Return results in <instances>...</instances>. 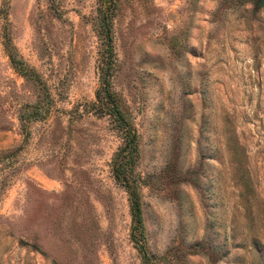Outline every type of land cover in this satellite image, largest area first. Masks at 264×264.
I'll return each mask as SVG.
<instances>
[{
	"label": "rangeland",
	"instance_id": "1",
	"mask_svg": "<svg viewBox=\"0 0 264 264\" xmlns=\"http://www.w3.org/2000/svg\"><path fill=\"white\" fill-rule=\"evenodd\" d=\"M254 1L0 0V264H264ZM108 50L137 133L139 248L110 167L120 128L94 110Z\"/></svg>",
	"mask_w": 264,
	"mask_h": 264
},
{
	"label": "trees",
	"instance_id": "2",
	"mask_svg": "<svg viewBox=\"0 0 264 264\" xmlns=\"http://www.w3.org/2000/svg\"><path fill=\"white\" fill-rule=\"evenodd\" d=\"M261 2L262 0L254 1L256 6H258ZM106 31H104L105 39L103 41L109 44V35ZM3 47L8 55L9 62L15 71L23 75L25 78L37 80L35 71L25 63L8 37L3 39ZM109 56L110 51L108 50V55L106 53L105 63L103 65L99 63L98 66L99 83L94 91V96L98 101L100 100L103 102L95 107L94 110L104 113L106 112L111 115L118 128H120V134L123 142L117 147V150L113 154L110 167L114 179L122 183L126 188L129 201V211L131 214L130 237L139 248V240L142 238V222L138 193L135 188L136 179L132 174V166L134 165L137 155V133L132 125L127 121L119 101L114 97L112 91L109 89V76L111 71V59ZM93 103L94 101L92 104Z\"/></svg>",
	"mask_w": 264,
	"mask_h": 264
}]
</instances>
